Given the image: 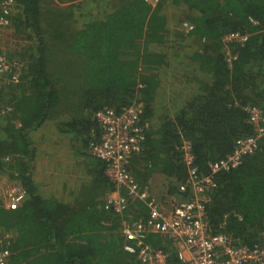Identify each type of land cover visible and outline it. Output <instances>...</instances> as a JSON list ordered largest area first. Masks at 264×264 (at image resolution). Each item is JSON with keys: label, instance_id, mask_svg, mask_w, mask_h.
Returning a JSON list of instances; mask_svg holds the SVG:
<instances>
[{"label": "trees", "instance_id": "obj_1", "mask_svg": "<svg viewBox=\"0 0 264 264\" xmlns=\"http://www.w3.org/2000/svg\"><path fill=\"white\" fill-rule=\"evenodd\" d=\"M151 1L15 0L3 16L21 43L5 51L19 81L0 89V181L26 191L19 207L0 206L8 264H139L124 250L120 223L129 213L145 220V204L130 202L117 216L93 199L112 189L105 164L89 154L102 136L96 112L141 104L144 138L129 171L168 208L193 197L183 142L206 177L237 139L255 136L247 108L264 114V0ZM230 33L249 36L226 50ZM154 175L162 189L147 185ZM212 180L211 232L263 244L264 135L241 165ZM147 243L174 253L157 235Z\"/></svg>", "mask_w": 264, "mask_h": 264}, {"label": "built area", "instance_id": "obj_2", "mask_svg": "<svg viewBox=\"0 0 264 264\" xmlns=\"http://www.w3.org/2000/svg\"><path fill=\"white\" fill-rule=\"evenodd\" d=\"M15 0H0V28L8 25L4 15L14 7ZM150 1L151 4L156 2ZM252 25L258 23L250 19ZM186 33L192 25L181 23ZM247 34L230 33L222 42L227 50L229 45H241L248 39ZM227 62L233 59L225 52ZM19 65L10 64L5 51L0 47V89L5 84L15 85L19 81ZM249 123L253 125L255 136L237 139L233 151L224 159L209 163V175H199L194 166L191 145L183 142L181 147L183 162L188 167L192 198L178 203L174 199L165 210L158 200L149 194L147 188H141L129 171L133 156L141 151L145 126L138 122L142 114L141 104H135L121 112L104 109L94 114L102 136L99 143L91 145L89 154L105 164V176L112 185L110 192L103 198L104 210L122 216L130 202H143L147 209L145 220H134L129 213L120 223V230L125 240L124 250L136 254L139 264H264V243L246 246L235 243L229 236L211 232L207 220L209 193L216 184L212 177L223 171H230L241 165L243 159L257 150V139L264 135V114L258 109L247 108ZM1 114V110H0ZM201 176V177H200ZM186 186L179 188L185 192ZM26 197V191L15 184H0V206L7 210L19 207ZM149 235H157L168 240L174 249L164 251L147 243ZM4 239V238H3ZM2 239V240H3ZM0 264H8L10 252L1 245ZM173 256V259L171 257Z\"/></svg>", "mask_w": 264, "mask_h": 264}, {"label": "rangeland", "instance_id": "obj_3", "mask_svg": "<svg viewBox=\"0 0 264 264\" xmlns=\"http://www.w3.org/2000/svg\"><path fill=\"white\" fill-rule=\"evenodd\" d=\"M13 29L11 27H4V28H0V47L4 50V51H8L9 49H12L13 47H17V45H19L21 42L18 41L15 42L14 39H13ZM54 53L52 54L51 58L53 59L52 60V63L55 62V60L59 63L60 61L58 59H55L53 57ZM55 69V68H54ZM73 85L70 84V88L72 87ZM10 181H7V180H1L0 181V184H9ZM160 184V185H159ZM155 185L157 186V190L158 189H162V184L161 182L157 181L155 182ZM165 210H168V207H165Z\"/></svg>", "mask_w": 264, "mask_h": 264}, {"label": "crops", "instance_id": "obj_4", "mask_svg": "<svg viewBox=\"0 0 264 264\" xmlns=\"http://www.w3.org/2000/svg\"><path fill=\"white\" fill-rule=\"evenodd\" d=\"M78 175H76V176H74L73 177V179L75 180V179H77L76 177H77ZM69 177V176H68ZM67 177V178H68ZM160 178H156V176L154 175L151 179H149L148 180V182H147V185L149 186V188L152 190V191H155L154 190V187L156 186L155 185V182H157V181H160L159 180ZM74 180L72 181V182H70V183H74L75 184V182H74ZM67 182H69L68 180H67ZM78 187L76 186V189H72L73 190V192L74 193H76L77 192V194H78V192H80L81 190L80 189H77ZM86 190L87 191H89L90 190V194L92 195V192H94L95 193V190H93V187L92 188H86ZM67 193V192H66ZM95 198V200L97 201H100L101 203L103 202V194L98 198V199H96V197H95V195L93 196V199Z\"/></svg>", "mask_w": 264, "mask_h": 264}]
</instances>
